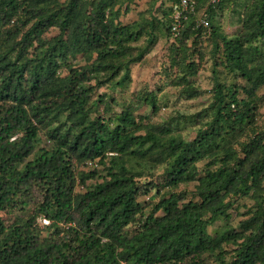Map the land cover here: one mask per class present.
<instances>
[{
	"label": "trees",
	"instance_id": "1",
	"mask_svg": "<svg viewBox=\"0 0 264 264\" xmlns=\"http://www.w3.org/2000/svg\"><path fill=\"white\" fill-rule=\"evenodd\" d=\"M122 1L0 0V264H264V0H245L231 37L215 19L239 0H196L176 38L170 8L114 25ZM160 34L171 84L186 100L210 93L207 105L149 123L167 99L141 93L117 113L95 97L132 82Z\"/></svg>",
	"mask_w": 264,
	"mask_h": 264
},
{
	"label": "rangeland",
	"instance_id": "2",
	"mask_svg": "<svg viewBox=\"0 0 264 264\" xmlns=\"http://www.w3.org/2000/svg\"><path fill=\"white\" fill-rule=\"evenodd\" d=\"M244 3L245 0H239L235 5H233V7L229 8L226 6L227 8L222 13L221 11H219L217 19H215V23L221 26L222 31L227 36H234L240 31V20L242 18ZM170 4L171 0H123L121 6H116V9H120V13L118 15V18H114L113 24L116 25L118 22H120L124 25H131L139 19L141 13H147L148 11L150 12L147 15L155 14L156 16H161L163 12L169 11ZM154 7H156L157 11L154 10ZM53 34L54 31L51 35ZM144 41L145 38L141 39L137 43H134L133 45H143ZM170 53V44L167 37L165 38L160 34L158 42L145 54L142 61L140 63L132 65V82L127 81L120 83V85L119 83L117 85L113 84V87H111L112 83L105 84L97 91L95 97H97L99 94H105L106 101H110L111 98H115L117 100V104L114 103L112 108L117 113H120L124 106H137V104L139 103L137 96L141 93L143 95H146L148 92L152 95H156L159 101L167 99V106L162 105L155 114H151V116L149 115V123H162L164 121H170L172 116L181 111L190 113L197 112L199 109L203 108L210 102L211 95L210 93H206L199 97L197 100H186V97L184 95L183 97H181V86L176 87V85H172L170 82V74L172 72L174 75L179 74V70H177L176 67L172 68V71L170 70ZM206 63L207 64H204L202 65L203 67H201L204 72H202L201 75L197 78H194L197 79L196 81L199 83V88L202 90H207L210 87L209 81L208 79H206L210 72V63L208 60ZM84 64L85 62H82L80 65ZM98 76L100 77L102 75ZM159 88H161L162 90H159ZM263 93L264 87L260 91V94ZM149 111H151V108L141 103L138 108L137 114L144 115ZM261 113L262 116L260 117L258 124L264 127V108L262 109ZM146 123H148V121H146ZM183 135L187 140H192L195 136V132L190 129H185L183 130ZM40 139L41 146H44L46 143V137L43 133H41ZM75 164L78 165L76 169H80L82 167L80 162H76ZM150 180L151 178L144 179V183H147ZM99 181H101V178L99 179ZM92 182L93 181L91 180L87 181L88 184ZM155 183H158L160 189H162L161 180H156ZM80 188L81 187H78L77 191ZM182 188H184L183 185L179 187L178 190ZM157 190L158 189L156 187H149V190L146 194H144L143 192L139 195V201L145 207L146 213H148L151 209L149 206L151 204H155L158 200ZM241 203L248 204V206H250L252 205V200L243 199ZM249 208L250 207L246 208L244 206H239L238 209L233 211L230 224L233 226H237L240 220L244 219L242 215L246 213ZM46 221L47 220L45 219H41L39 220V223L41 225H47L48 221ZM223 224L224 223L222 221H217L216 224L210 228V231H214L215 228Z\"/></svg>",
	"mask_w": 264,
	"mask_h": 264
},
{
	"label": "built area",
	"instance_id": "3",
	"mask_svg": "<svg viewBox=\"0 0 264 264\" xmlns=\"http://www.w3.org/2000/svg\"><path fill=\"white\" fill-rule=\"evenodd\" d=\"M220 0H212V3H217ZM170 9L172 13V27L171 31L173 37H178L181 33L183 24L187 22L192 15H195L198 11V4L196 0H179L170 4ZM200 16L202 17L201 22L205 27H209V22L206 19L207 14L205 11H200ZM92 163H89L91 166ZM47 222V221H46Z\"/></svg>",
	"mask_w": 264,
	"mask_h": 264
}]
</instances>
